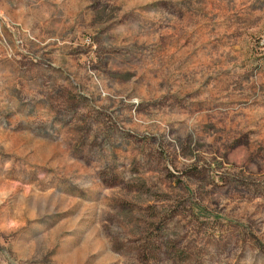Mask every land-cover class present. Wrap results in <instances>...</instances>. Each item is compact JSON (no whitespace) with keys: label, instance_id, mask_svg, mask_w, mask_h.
<instances>
[{"label":"rangeland","instance_id":"374dc122","mask_svg":"<svg viewBox=\"0 0 264 264\" xmlns=\"http://www.w3.org/2000/svg\"><path fill=\"white\" fill-rule=\"evenodd\" d=\"M0 264H264V0H0Z\"/></svg>","mask_w":264,"mask_h":264}]
</instances>
